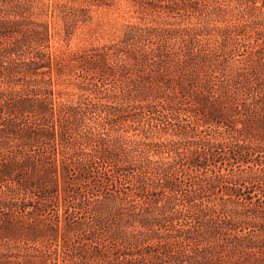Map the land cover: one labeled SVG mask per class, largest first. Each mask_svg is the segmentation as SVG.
I'll return each instance as SVG.
<instances>
[{
    "label": "trees",
    "instance_id": "trees-1",
    "mask_svg": "<svg viewBox=\"0 0 264 264\" xmlns=\"http://www.w3.org/2000/svg\"><path fill=\"white\" fill-rule=\"evenodd\" d=\"M117 2L0 0V264H264V0Z\"/></svg>",
    "mask_w": 264,
    "mask_h": 264
},
{
    "label": "rangeland",
    "instance_id": "rangeland-1",
    "mask_svg": "<svg viewBox=\"0 0 264 264\" xmlns=\"http://www.w3.org/2000/svg\"><path fill=\"white\" fill-rule=\"evenodd\" d=\"M132 15L128 0H118L112 7L95 10L89 25L74 35L71 40L72 48L110 41L121 32L124 23L136 20ZM55 43L59 45V42L55 41Z\"/></svg>",
    "mask_w": 264,
    "mask_h": 264
}]
</instances>
